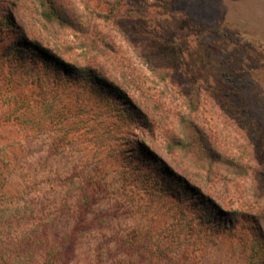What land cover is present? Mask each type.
Returning <instances> with one entry per match:
<instances>
[{"label":"rangeland","instance_id":"obj_1","mask_svg":"<svg viewBox=\"0 0 264 264\" xmlns=\"http://www.w3.org/2000/svg\"><path fill=\"white\" fill-rule=\"evenodd\" d=\"M1 1L39 43L95 66L142 111L132 134L88 92L55 89L61 101L48 111L45 89L21 77L25 66L13 62L9 75L0 61V264H264L256 228L264 209V0H60L81 27L55 24L59 34L43 27L33 0L17 9V0ZM108 1L124 14L98 17ZM94 37L109 41L105 53L85 45ZM4 38L19 37L6 30ZM77 95L98 101L101 115L76 113ZM161 109L168 119L156 116ZM195 128L221 158L242 165H209L204 149L196 169L191 151L171 149L198 176L191 184L225 211L177 177L160 174L156 188L125 169L132 154L165 173L144 144L171 161L165 144L189 142ZM209 208L236 221L232 236L209 231ZM189 222L196 230L188 232Z\"/></svg>","mask_w":264,"mask_h":264},{"label":"trees","instance_id":"obj_2","mask_svg":"<svg viewBox=\"0 0 264 264\" xmlns=\"http://www.w3.org/2000/svg\"><path fill=\"white\" fill-rule=\"evenodd\" d=\"M80 1L84 3V5L89 4L88 0ZM1 2H3V0ZM17 2L13 4V7L16 9L20 8L19 0H17ZM33 2L38 10L39 16L42 17V25L44 28L50 29L54 33L59 34L57 29L54 28V25L56 24L58 25L57 27H61L69 24L72 27H76L80 30V23L72 19L67 14L65 7L60 0H33ZM108 3L110 5L108 12H98L96 13L98 17L102 16L103 18H106L107 16L113 15L115 13V8L113 5L110 3V1H108ZM121 14L124 13L114 15L117 16ZM25 27H28V25L24 22L23 16H17L11 9L7 10L0 4V61L7 63L10 67H8L9 69L7 73L9 75L13 74V68L11 65L15 61H18L24 65L25 67L22 70L21 77H27V80H29L28 82L35 81L37 84H39V86H42V89H45L47 94L46 101L48 100L46 103L48 111L51 110L55 104L58 102L60 103L61 101L57 98L58 96L55 92V89H62V93L64 94H67L68 91L75 90L79 96H83L84 93L88 92L91 97L97 98L101 101L100 103H102V106L106 109V114L108 116L114 117L115 121L117 120L119 125L123 120L125 134H132V127L135 126L134 123L137 120L135 118V113L142 111L141 106L133 102L124 91L120 90V88L114 85L111 81L98 76L99 72L95 66L77 61H65L64 58L54 52H51L49 48L39 43L36 39V36L31 35V33L29 34ZM6 30H10L12 34H16V36L19 38H13L7 40L6 42H2L5 40L4 32ZM31 36L34 38H31ZM85 43V45L90 43L93 50L102 54L106 51L104 48L110 47L109 41L103 39L100 42V40H97L95 37L92 39L85 38ZM88 94H86L87 97ZM78 99L81 100L78 101ZM76 103V113L77 111H80V109L84 110L87 107L89 109V113L93 115L92 118L95 119L97 117L95 112H99L101 115L100 111L102 110H98L99 102L95 101L94 99L86 100L79 97L76 99ZM64 106L66 107V111H70L72 110L73 103H65ZM156 116L168 119V113L165 109L159 110L156 113ZM159 131L160 133L166 132V130L162 128ZM189 136L191 138L189 142L182 141V139L177 137L173 139L171 143L165 144L164 148L166 152L172 155L171 161L167 160V154L165 155L166 157H164L163 155L158 154V152L154 150L151 145L144 144L147 153L152 158L157 159L164 166L165 170L163 172L165 173H162V171L158 169H150L144 164L142 165L132 154H129L127 158L131 159V162L135 160V163L130 164V162H128L129 164L125 166L127 174L129 176L133 175L134 179H136L135 181L139 180L140 182H147L151 187L162 188L163 181L159 180L158 178L160 174H167L169 176L177 177L182 180L188 188L192 187L193 184L191 183H197V179L199 178L181 160V156L180 158L179 156H173V152H171L172 147L178 148V153H181L182 150L191 151V159H193L196 169H200V165L203 162L204 149L207 151V157L209 156L205 163H208L209 165H213V163L215 164L216 162H223L228 168L237 169L238 167L242 166L238 161L221 158L219 152L215 151L212 146L207 145L208 143H206V141L202 138V134L197 128H195L194 132L190 133ZM121 151L124 153V150ZM124 155H126V153ZM148 170L152 172L150 180L148 178L149 176L147 177ZM193 187H197L200 190V194L206 196L207 199L212 202L211 204L213 206H217L219 211H225L220 208L221 206L215 201L214 198H212L210 193L204 191L203 187ZM178 200H180V198H178ZM209 209V213H206L204 216V222L210 225L209 231L215 234H226L232 236L236 230L234 229V223L236 221L231 220L230 218H227L226 221L222 220L221 216H218L217 214L213 216V211L211 209L214 210V208ZM257 211L259 212L256 216V228L259 232V234L257 233V236L260 240H264V209L259 208ZM180 212H185V208H183V210ZM235 215L237 218L243 216V214H240L237 210L235 211ZM193 218V216H190L191 220ZM197 218H201V216L199 215ZM186 229L188 232L196 230L194 228V224H190V222L186 224ZM194 243L195 242L193 240L190 241L188 243V247H194ZM128 245L134 247V242H132V239L128 242ZM187 256H189V254H187Z\"/></svg>","mask_w":264,"mask_h":264}]
</instances>
